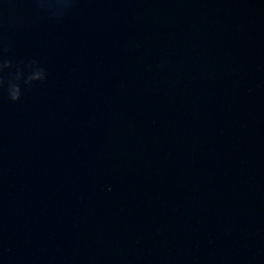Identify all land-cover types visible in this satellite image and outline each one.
Listing matches in <instances>:
<instances>
[{"label": "water", "instance_id": "water-1", "mask_svg": "<svg viewBox=\"0 0 264 264\" xmlns=\"http://www.w3.org/2000/svg\"><path fill=\"white\" fill-rule=\"evenodd\" d=\"M0 55V264H264V0H0Z\"/></svg>", "mask_w": 264, "mask_h": 264}, {"label": "clouds", "instance_id": "clouds-1", "mask_svg": "<svg viewBox=\"0 0 264 264\" xmlns=\"http://www.w3.org/2000/svg\"><path fill=\"white\" fill-rule=\"evenodd\" d=\"M47 78V69L35 58L14 61L0 55V88L6 85L7 96L11 101L21 99L24 84L45 81Z\"/></svg>", "mask_w": 264, "mask_h": 264}]
</instances>
